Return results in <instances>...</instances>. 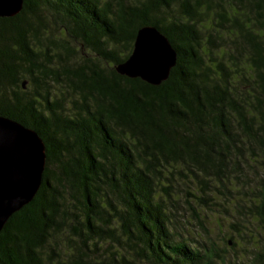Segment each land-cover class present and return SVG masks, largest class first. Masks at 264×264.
I'll use <instances>...</instances> for the list:
<instances>
[{
	"label": "trees",
	"instance_id": "trees-1",
	"mask_svg": "<svg viewBox=\"0 0 264 264\" xmlns=\"http://www.w3.org/2000/svg\"><path fill=\"white\" fill-rule=\"evenodd\" d=\"M145 25L178 53L158 86L116 70ZM0 115L47 148L0 264H264V0H24Z\"/></svg>",
	"mask_w": 264,
	"mask_h": 264
},
{
	"label": "water",
	"instance_id": "water-1",
	"mask_svg": "<svg viewBox=\"0 0 264 264\" xmlns=\"http://www.w3.org/2000/svg\"><path fill=\"white\" fill-rule=\"evenodd\" d=\"M24 0H0V18L13 17ZM178 53L154 25L139 28L131 55L116 65L118 73L158 86L170 76ZM23 87L27 80L22 82ZM47 148L33 128L0 115V234L9 218L30 203L43 182Z\"/></svg>",
	"mask_w": 264,
	"mask_h": 264
},
{
	"label": "rangeland",
	"instance_id": "rangeland-1",
	"mask_svg": "<svg viewBox=\"0 0 264 264\" xmlns=\"http://www.w3.org/2000/svg\"><path fill=\"white\" fill-rule=\"evenodd\" d=\"M207 214H208L207 218H206V215L204 218L205 223L209 227V230L214 235V237H216L222 229L228 233V230L232 229V226H231L232 222L233 221L235 222V220H236V218L234 216L229 215V216L221 217V214H219L218 212H211L210 210L207 211ZM196 230L197 231H192L191 236L199 235L197 233V232H199V229L196 228Z\"/></svg>",
	"mask_w": 264,
	"mask_h": 264
}]
</instances>
